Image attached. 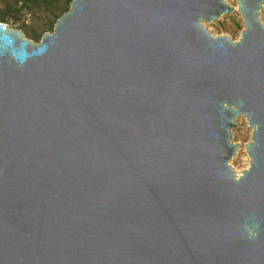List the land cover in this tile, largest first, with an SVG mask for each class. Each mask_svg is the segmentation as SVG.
<instances>
[{
  "label": "water",
  "instance_id": "1",
  "mask_svg": "<svg viewBox=\"0 0 264 264\" xmlns=\"http://www.w3.org/2000/svg\"><path fill=\"white\" fill-rule=\"evenodd\" d=\"M236 3L238 41L204 26L226 0L0 23V264H264V0Z\"/></svg>",
  "mask_w": 264,
  "mask_h": 264
},
{
  "label": "rangeland",
  "instance_id": "2",
  "mask_svg": "<svg viewBox=\"0 0 264 264\" xmlns=\"http://www.w3.org/2000/svg\"><path fill=\"white\" fill-rule=\"evenodd\" d=\"M15 0H0V12L7 6H14ZM235 10L229 15H223L218 21L206 23L204 26L210 31L213 37L228 36L233 41H238L244 30V21L237 11L236 0H226ZM20 3L18 7H20ZM264 23V9L261 12ZM56 18L49 12L38 9H24L15 16L10 17L4 24L11 29L20 30L26 39L33 43H40L42 36L52 33L56 24ZM252 139V129L249 127L245 117L237 119V127L232 130V142L239 144L237 156L230 161L231 166L238 176L249 168L250 158L245 150V145Z\"/></svg>",
  "mask_w": 264,
  "mask_h": 264
},
{
  "label": "trees",
  "instance_id": "3",
  "mask_svg": "<svg viewBox=\"0 0 264 264\" xmlns=\"http://www.w3.org/2000/svg\"><path fill=\"white\" fill-rule=\"evenodd\" d=\"M73 0H15L14 6H7L0 12V23H5L10 17L20 13L24 9H38L49 11L56 21L66 12L69 11L71 2ZM21 4L18 7V4Z\"/></svg>",
  "mask_w": 264,
  "mask_h": 264
}]
</instances>
